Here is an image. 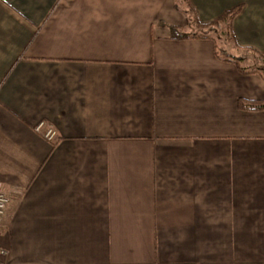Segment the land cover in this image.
Masks as SVG:
<instances>
[{
	"label": "crops",
	"instance_id": "1",
	"mask_svg": "<svg viewBox=\"0 0 264 264\" xmlns=\"http://www.w3.org/2000/svg\"><path fill=\"white\" fill-rule=\"evenodd\" d=\"M234 9L228 58L206 31ZM246 50L264 57V0H0L8 264H264Z\"/></svg>",
	"mask_w": 264,
	"mask_h": 264
},
{
	"label": "rangeland",
	"instance_id": "2",
	"mask_svg": "<svg viewBox=\"0 0 264 264\" xmlns=\"http://www.w3.org/2000/svg\"><path fill=\"white\" fill-rule=\"evenodd\" d=\"M181 2L183 4V6H184V4L186 5V0H181ZM223 25H222V28L220 30L218 29V26H214V27L209 26L207 28L206 33L209 34L210 37H212L213 39L216 40L217 47L219 49L222 46H224V45H222V43H226L225 45H227L229 48L232 49V50L228 49V53L229 54H226V57L230 58L232 56H235V55L239 54L240 51L236 52V53L235 52L232 53L233 51H236V50L233 47H230L231 46V42H232V38H231V35L229 33L227 34V32H228L227 30L228 29L225 26H223ZM196 30H197L198 33L201 32L199 29H196ZM219 53H221L220 50H219ZM240 56L245 58V60H241L243 62V65L244 66H246V65L248 66L249 65L247 70L252 69V70L260 72V73H262L264 75V57H259L258 54L255 55L252 52H249L248 50L244 51L243 54H240Z\"/></svg>",
	"mask_w": 264,
	"mask_h": 264
},
{
	"label": "built area",
	"instance_id": "3",
	"mask_svg": "<svg viewBox=\"0 0 264 264\" xmlns=\"http://www.w3.org/2000/svg\"><path fill=\"white\" fill-rule=\"evenodd\" d=\"M35 131L40 133L43 139L47 142H53L56 137V131L44 125V123H39L35 127ZM17 191L8 192L5 191L1 182H0V227H2L6 222V209L12 198L15 196ZM0 264H8V251L2 247H0Z\"/></svg>",
	"mask_w": 264,
	"mask_h": 264
},
{
	"label": "trees",
	"instance_id": "4",
	"mask_svg": "<svg viewBox=\"0 0 264 264\" xmlns=\"http://www.w3.org/2000/svg\"><path fill=\"white\" fill-rule=\"evenodd\" d=\"M239 10L235 9L227 14L219 20L218 22H214L210 26H219L220 24H227L229 20L235 15ZM238 106L240 109L245 110V111H264V102H252V101H245V100H239Z\"/></svg>",
	"mask_w": 264,
	"mask_h": 264
}]
</instances>
